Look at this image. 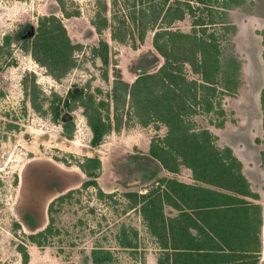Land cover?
I'll use <instances>...</instances> for the list:
<instances>
[{
    "label": "rangeland",
    "instance_id": "obj_1",
    "mask_svg": "<svg viewBox=\"0 0 264 264\" xmlns=\"http://www.w3.org/2000/svg\"><path fill=\"white\" fill-rule=\"evenodd\" d=\"M99 1L0 0V45L5 34L15 35L9 56L15 63L0 69V264H25L19 251L21 244L29 253L27 264H92L91 249L95 246L109 248L115 264H156L158 244L141 212L130 209L124 193L149 191L164 176L194 182L189 168L182 166L180 172L170 173L149 154L151 141L165 137L167 126L158 122L142 124L128 103L112 98L118 72L132 84L139 74L155 72L165 63L153 45L154 32L149 30L145 41L137 40L136 47L131 42L114 40L110 27L98 33L92 20L102 8ZM106 1L120 14H137L141 6V0H118L116 6L113 0ZM222 1L210 0L209 7L193 2L197 8L183 20L175 21L173 28L190 32L197 17L224 19V11L233 25L225 34L220 23L206 28L208 33L219 36L225 53L233 52L240 61L238 87L234 91L220 88L212 98L213 109L206 111L201 105L189 119L195 128H208L217 146L230 147L242 162L250 188L257 195L247 200L261 206L258 257L259 264H264V0L233 3L228 9L221 7ZM62 6L79 13L68 17ZM50 14L62 18L73 42L82 44L76 52V66L61 79L53 78L21 47L22 40L36 32L39 16ZM132 23L137 36L138 29ZM101 39L110 45L109 65L93 51ZM186 73L189 78H200L189 65ZM33 74L48 96L45 106L52 92L66 96L70 90L84 88L97 100L110 102L111 117L120 122V129H114L93 147L84 109L77 107L65 111L76 124L73 136L66 137L63 118L54 121L51 110L43 113L33 108L24 84L27 80L31 86ZM85 156L101 158L98 182L102 190L113 195L100 197L96 187H83L87 176L78 161ZM73 189L71 196L55 204L51 213L54 232L46 244L32 242L29 234L43 230L50 222L51 201ZM168 207L167 213L176 214ZM123 225L130 237L132 228L138 231L135 249L121 247L118 235Z\"/></svg>",
    "mask_w": 264,
    "mask_h": 264
},
{
    "label": "trees",
    "instance_id": "obj_2",
    "mask_svg": "<svg viewBox=\"0 0 264 264\" xmlns=\"http://www.w3.org/2000/svg\"><path fill=\"white\" fill-rule=\"evenodd\" d=\"M198 1L209 7L210 0ZM245 1L223 0L221 7L228 9L233 3L243 5ZM99 3L102 8L92 20L98 33L110 27L114 40L131 42L136 47L137 40L143 42L149 30L154 32L153 45L165 58V63L155 72L139 74L132 84L118 72L112 98L115 102L128 103L142 124L158 122L167 126L165 137L151 141V158L170 173L180 172L182 166L189 168L194 179L193 183H187L164 176L149 191L124 193L130 209L141 212L158 244L160 253L157 263L259 264L261 206L246 198H256L257 195L250 188L242 162L230 147H218L215 135L208 128H195L189 119L201 105L206 111H211L214 107L212 98L217 96L220 88L234 91L238 87L236 75L240 71V61L233 52L225 53L219 36L214 32L208 33L206 28L209 24L220 23L224 34L232 30L227 12H222L224 19L197 17L193 29L186 32L173 28V24L197 8L188 0H141L140 9L133 15L110 9L106 0ZM116 5L118 0H113V6ZM206 9L212 11L211 8ZM62 10L68 17L79 13L69 12L64 6ZM130 20L138 29L137 36ZM261 34L264 44V28ZM14 38L12 33L3 37L0 69L15 63L14 58H9ZM225 39L229 40L228 37ZM21 47L45 67L48 74L61 79L76 66V52L82 44L73 42L62 18L50 14L39 16L36 32L22 40ZM93 51L104 64L109 65L110 45L105 39H101ZM186 65L200 78H189ZM26 82V94L33 108L43 113L51 110L54 121L63 118L64 135L68 138L73 136L76 124L65 111L71 112L77 107L84 109L92 131L90 144L93 147L99 146L108 134L121 127L120 122L116 123L111 117L110 102L97 100L84 88L70 90L66 96L52 92V99L45 106L48 96L38 84L36 75L33 74L31 86ZM261 102L264 111V88ZM78 165L87 176L84 188L96 187L100 197L113 195L99 185L102 171L99 156H85L78 161ZM74 192V189L69 190L51 201L48 207L50 222L43 230L29 234L32 242L40 246L46 244L54 232V216L51 213L55 204L63 202ZM167 206L175 209L176 214L167 213ZM131 232L132 237L125 225L122 226L118 235L121 247L135 249L138 246L135 242L138 231L132 228ZM19 251L23 263L27 264L29 253L23 244L19 245ZM90 257L92 264L116 263L113 252L103 246L93 247Z\"/></svg>",
    "mask_w": 264,
    "mask_h": 264
},
{
    "label": "crops",
    "instance_id": "obj_3",
    "mask_svg": "<svg viewBox=\"0 0 264 264\" xmlns=\"http://www.w3.org/2000/svg\"><path fill=\"white\" fill-rule=\"evenodd\" d=\"M192 5H193V2H196V3H199V1L198 0H188ZM201 4V3H200ZM177 179H179V180H181L180 178H177ZM193 179V178H192ZM194 180V179H193ZM181 181H184V182H187V183H193V182H191V179H189V180H181ZM246 198H249V197H246ZM169 209H172V210H174L175 211V213H176V210L175 209H173L172 207H168ZM158 258V257H157ZM156 264H158L157 263V259H156Z\"/></svg>",
    "mask_w": 264,
    "mask_h": 264
}]
</instances>
